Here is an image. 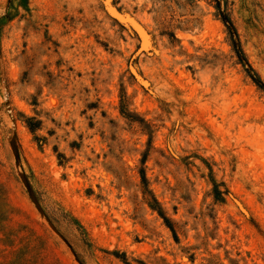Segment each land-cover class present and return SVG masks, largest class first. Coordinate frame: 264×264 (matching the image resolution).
<instances>
[{"label": "rangeland", "instance_id": "374dc122", "mask_svg": "<svg viewBox=\"0 0 264 264\" xmlns=\"http://www.w3.org/2000/svg\"><path fill=\"white\" fill-rule=\"evenodd\" d=\"M110 1L0 0V264H264V0Z\"/></svg>", "mask_w": 264, "mask_h": 264}, {"label": "water", "instance_id": "95a60500", "mask_svg": "<svg viewBox=\"0 0 264 264\" xmlns=\"http://www.w3.org/2000/svg\"><path fill=\"white\" fill-rule=\"evenodd\" d=\"M104 1H105V7H106L107 12L115 20H117L121 25L137 33L140 39V45H139L138 51L148 52L149 49L152 48V39H151L150 34L143 27V25L140 22H138L130 13L118 9L112 1L110 0H104ZM63 239L67 242L65 238ZM69 246L71 247L70 244Z\"/></svg>", "mask_w": 264, "mask_h": 264}, {"label": "trees", "instance_id": "16d2710c", "mask_svg": "<svg viewBox=\"0 0 264 264\" xmlns=\"http://www.w3.org/2000/svg\"><path fill=\"white\" fill-rule=\"evenodd\" d=\"M215 1L217 2V7L220 10L221 4H222V1L223 0H215ZM225 1L227 2L228 0H225ZM222 19H223V21L225 22V24L227 25V27L229 29L230 35L232 37L233 48L236 51V53L240 56L241 51L238 48V44H237V42L234 39V32H233L234 31V28L232 26V23H231V21H230V19H229V17L227 15H224ZM143 179H145V177H143ZM215 192H216V196H220V195H222L224 193L223 191L217 190V188H216V191ZM153 200H154V202L157 203V201H156V199L154 197H153ZM159 212L163 216V218L165 219V221L166 222H169L168 219H167V217H166V215L161 210H159ZM172 230H174V229L172 228Z\"/></svg>", "mask_w": 264, "mask_h": 264}, {"label": "bare ground", "instance_id": "6f19581e", "mask_svg": "<svg viewBox=\"0 0 264 264\" xmlns=\"http://www.w3.org/2000/svg\"><path fill=\"white\" fill-rule=\"evenodd\" d=\"M240 202V201H239ZM239 204V203H238ZM240 208H243V209H245L246 210V208L243 206V204L240 202Z\"/></svg>", "mask_w": 264, "mask_h": 264}]
</instances>
